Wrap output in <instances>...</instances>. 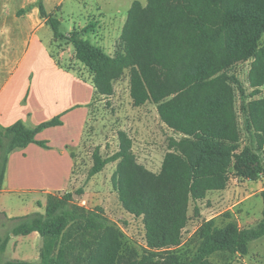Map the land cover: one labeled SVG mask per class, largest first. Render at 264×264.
I'll list each match as a JSON object with an SVG mask.
<instances>
[{"label": "trees", "instance_id": "trees-1", "mask_svg": "<svg viewBox=\"0 0 264 264\" xmlns=\"http://www.w3.org/2000/svg\"><path fill=\"white\" fill-rule=\"evenodd\" d=\"M38 9L55 38L69 41L76 59L91 71L97 94L113 95L112 80L130 68L133 105H157L161 120L183 135L172 142L175 152L167 154L158 175L134 161L125 139L120 152L109 158L98 151L93 154L91 177L120 160L115 184L120 201L128 212L144 218L147 243L154 251L140 264H210L208 258L215 254L247 256L251 244L264 237V191L263 218L255 226L240 228L227 213L225 223L220 225L215 218L201 226L192 257L168 250L180 245L191 200L198 202L209 192L224 190L230 171L250 181L264 175V102L243 100L247 131L257 148L242 147L234 92L226 74L234 64L254 58L248 79L254 90L251 97L264 86V48L259 46L264 0H148L146 6L136 1L123 28L124 52L116 58L82 38L81 32L61 35L59 21L47 15L42 0ZM60 125L57 117L34 129L22 121L0 128V188L9 154L33 143L46 147L37 134ZM11 221L15 222L11 232L0 237V264H38L3 260L11 235L34 232L43 239L39 264H116L118 242L107 244L105 237L113 231L109 220L102 208L87 211L76 204L75 193L51 194L45 214ZM164 249V261H157L156 252Z\"/></svg>", "mask_w": 264, "mask_h": 264}, {"label": "rangeland", "instance_id": "rangeland-1", "mask_svg": "<svg viewBox=\"0 0 264 264\" xmlns=\"http://www.w3.org/2000/svg\"><path fill=\"white\" fill-rule=\"evenodd\" d=\"M135 1H140L143 6L148 3V0H42L47 15L59 21L61 35L69 37L74 31L81 32L83 37L112 58L124 52L123 28ZM39 2L0 0V66L5 64L2 61L7 60L9 51L16 53L20 59L25 56L14 76L7 78L9 87L19 91L8 95L6 99L1 97L3 106L17 114L31 115L28 125L33 128L60 117L62 125L37 134V140L45 142L47 147L37 145V164L51 161V178H56L53 180L54 185L65 190L54 195L62 197L67 193H75V203L85 210L102 208L113 227V231L105 236L106 243L117 240L119 245L116 264H140L145 256L154 251L147 243L144 218L128 212L120 201L115 186L120 160L108 164L101 173L91 177L89 172L94 165L93 154L98 151L103 158H109L120 152L121 140L125 139L129 142L127 145L134 161L158 175L167 154L175 152L172 142L179 141L183 135L161 120L157 105H133L130 68H125L112 80L113 95L104 97L97 94L93 75L76 59L74 47L65 39H56L50 25L36 32V37L30 42L32 22H29L37 19L39 23L42 19ZM118 11L120 14L116 19L106 20L105 23L100 19L103 16L110 17L109 14L113 16ZM90 25L95 27L88 33H82ZM259 46L264 48V34ZM50 54L56 58L57 67L51 63ZM254 63V58L239 62L229 67L226 74L234 92V109L241 133L240 145L256 150L255 140L247 131L242 110L243 100L246 103L252 100L264 102V86L258 95L251 97L254 90L250 88L248 79ZM68 146L76 151L73 153L77 162L73 174L71 151L65 155L62 153ZM38 171L49 174L47 168ZM40 176H37V187L50 185L45 182L48 177ZM263 191L264 175L250 181L240 179L230 171L229 182L224 190L209 192L204 200L198 202L190 201L180 245L168 251L186 258L192 257L198 248L197 236L201 226L215 218L221 225L225 223L227 213L232 214V219L240 228L255 226L263 218ZM78 192L81 194L78 195ZM37 198H46V195L38 191ZM10 199L11 206L21 207L19 197ZM14 224L0 215V237L5 238ZM101 238L103 247L104 236ZM42 245L43 239L37 237V244L33 243L28 252L21 255L37 257L39 264ZM166 250L156 252L155 259L164 261ZM16 257L12 249H8L3 260L7 262ZM208 261L210 264H264V237L251 244L247 256L215 254Z\"/></svg>", "mask_w": 264, "mask_h": 264}, {"label": "crops", "instance_id": "crops-1", "mask_svg": "<svg viewBox=\"0 0 264 264\" xmlns=\"http://www.w3.org/2000/svg\"><path fill=\"white\" fill-rule=\"evenodd\" d=\"M114 13L115 14H113V16L109 14L110 17L106 18L105 16H103L100 19H102V21L105 23L106 20L110 21V19L118 18V13L120 14V12L118 11ZM31 22H32L31 36H29V38H31L30 42L32 38L36 37L35 35L36 32H38L41 29L47 28L49 26L48 19H44V18L40 19L39 23H37V19L31 20L29 23ZM30 42L27 43L28 46ZM22 58L20 59V57H18L16 53L13 54L11 51H9L7 60L2 61V62L5 61V64L3 66H0V79L1 78L3 79V81L0 82V128L1 129L8 128L18 121H22L28 128L34 129L33 127H30L28 125V121H31V115L29 114L21 115V114H17L14 111L12 112V109H5V107L3 106V102L1 100V97L4 96L6 99L8 95H11L12 93H16L19 91L17 88L9 87L8 79H11L14 76V74L17 72L18 66L20 65V61L22 60ZM50 61L52 64H54L55 67H57L56 58L54 59L52 57ZM2 74L5 75L4 76L5 78L1 77ZM4 80L6 81L4 82ZM37 145L38 144L33 143L28 145L26 148L15 149L8 156L5 179L2 187L0 188V215L9 219L10 221L13 218L26 217L34 213L45 214L48 196L51 194L65 191L63 189L60 190L57 185H54L55 181L53 180L56 178L54 179L51 178V176L53 175L52 163H50L51 161H44L37 164ZM69 148L70 147L68 146L67 150L62 151V153L63 155H65L67 154L68 151L69 152L71 151L70 152L71 159H72V163H74V168L72 171L73 174L77 163L76 159L73 157V153L76 151H73ZM42 168L44 169L47 168L49 170L48 171L49 174H43L40 171H38L41 170ZM40 174L41 176L49 178V179H45L46 180L45 182L49 183L50 185L41 188L37 187V179H38L37 176H39ZM38 191L45 194L46 198H41V199L37 198ZM11 197H19L21 201V205H20L21 207L11 206L9 203V201L12 200L10 199ZM37 237L41 238L40 234L37 232H34L28 236L11 235V239L8 243L6 251H8V249H12V252L16 256H18L14 260L31 262V260L34 259L36 261L33 263H37V257L29 258L26 255L24 256L21 255V253L23 254L27 253L28 249L31 248V245H33V243L37 244Z\"/></svg>", "mask_w": 264, "mask_h": 264}]
</instances>
